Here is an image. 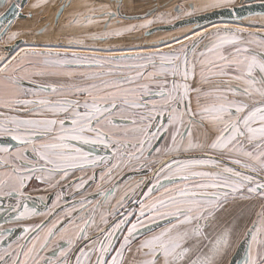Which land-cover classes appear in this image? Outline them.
<instances>
[{"label":"snow or ice","instance_id":"obj_1","mask_svg":"<svg viewBox=\"0 0 264 264\" xmlns=\"http://www.w3.org/2000/svg\"><path fill=\"white\" fill-rule=\"evenodd\" d=\"M230 2L231 0H211L203 5V9L224 8ZM38 6L39 4L33 5V7ZM67 6L62 3L57 8V18ZM21 7L20 3L10 5V9ZM84 7L85 11L73 13L72 19L68 21V26L84 29V33L79 38L70 39L66 46L21 49L24 56L21 57L20 53H16L11 59L0 56V109L5 110L0 112V135L10 136L12 140L22 145L31 146V151L44 162L39 169L33 164L31 171H44L48 176L63 173L61 178H64L70 169H82L89 164L95 166L98 162L91 158L90 153L77 147L73 142L82 145L103 144L106 148L114 145L113 156L123 155L120 150L127 148L129 142L115 139L105 126H116L113 114L117 111L144 108L147 111L140 115L139 123L135 119L131 120V123L136 125L133 132L143 134V138L138 141L139 151L143 154L145 144L151 147L152 141L158 139L155 132L150 134L148 131L152 125L144 122L155 118L153 112L157 115H161L162 112L156 101L144 99L151 94L148 85L137 84V81L141 77L158 81L159 91L154 94L161 97L165 108L171 109L169 124L184 126V131L177 128V131L172 133V144L166 146L164 151L188 152L207 148L220 152L221 155L227 153L233 164L238 165L240 169L259 174L262 178L257 180L253 175H246L235 168L222 165L218 159L211 156L207 159L162 163L156 172L157 177L162 176L164 180L173 183L179 179L184 182V186L165 187L158 178L143 195L146 198L150 197L154 189L163 187L162 195L148 203L140 201V211L134 222H129L128 216L132 215L129 212L127 216L111 225L110 230L101 229L100 234L103 235V239L99 241V246L97 247L96 242H93L91 247L80 248L76 264H124L125 249L131 251V243L140 229H145L151 234H146L138 245L137 251L147 257L139 264H182L191 251V248L185 246L187 242L204 235L203 230L207 227L208 221L214 218L215 212L227 202L229 196L234 198L236 194H241L242 199H248L250 197L242 195L243 190L246 189L249 194H258L264 199V37L247 32L244 28L233 31L227 26L221 29L213 25L216 29L215 36L210 38L209 44L203 45L202 51L199 50L200 42L204 39L205 33L198 32L192 37L185 36L190 44H182L179 51L165 53L153 48L147 51L141 49L130 55L123 53L114 55L111 48H96L94 45L103 43L111 37H121L125 33L147 29L153 23L162 22L161 18L145 20L139 25L112 29L110 22L117 20L118 11L113 12L103 6L100 10L86 5ZM191 14V12L185 13V15ZM10 15L19 16V11L10 10ZM0 17H3L0 20V33H4L11 20H7L5 14H0ZM101 24L103 25L101 31H90L92 27ZM257 31H264V25L259 26ZM245 34L250 38L245 40ZM17 35L18 33H12L8 38L15 40ZM209 35L211 37V34ZM173 39L176 43H181L178 38ZM89 41L92 43L89 44ZM253 45L255 48L252 47ZM165 46L171 48V45ZM228 48L231 50L227 51ZM84 52L92 54H82ZM100 52L107 55L96 54ZM28 56L40 59L28 60ZM128 60L136 63L123 65L119 63ZM114 62L117 68H135L137 70L135 76L121 74L116 79H103L105 76L113 75L111 69ZM197 65H199L198 80ZM106 66L108 71H91V69H104ZM31 67L36 70L29 71ZM148 68L152 71L147 72ZM33 76L55 78L57 82L37 84L32 79ZM168 77H171L170 87ZM77 79L80 83L76 82ZM25 80L34 87L26 89ZM190 81L197 86L193 87ZM209 83L212 87L208 90L199 86ZM134 84L137 86L130 87ZM192 93H195L197 101L195 113L191 108ZM50 95H55L57 98H46ZM28 96L36 98H26ZM78 96L87 98L83 102L73 98ZM201 98L211 102L201 104ZM6 112L27 113L29 118L6 115ZM195 116H199V121L194 119ZM185 117H188L187 123ZM121 118L125 119V117ZM204 122L215 128L216 134L210 142H196L192 138V125L199 124L203 127ZM185 136H187L186 144ZM131 147L136 148L137 144L133 143ZM27 150L28 148L25 147L24 151ZM160 151V148L156 149L157 153ZM21 158L27 160L26 156H17V159ZM130 158L140 159L133 154H130ZM100 159L106 164L110 163L108 158ZM116 166L113 165L108 169L109 179ZM205 168L213 170H202ZM28 178L23 175L8 176V179H18L21 187ZM6 183L7 179H0V185ZM85 183L87 181L82 179L78 187H83ZM140 183L142 184L143 181ZM139 186L140 184H137V187ZM98 194L104 195L105 200L108 199L109 194L99 192V186ZM124 199L125 197L122 196L117 203L122 205ZM102 204L103 202L98 201L93 207V212ZM74 211L76 210H70L66 215L71 217ZM116 211L117 209L113 207L112 212L102 214V223L108 225L106 216H114ZM26 214H29L27 208L20 215L23 217ZM259 217L258 224L247 233L251 236V240L244 264H264V213L259 214ZM159 220H165L167 224L159 231H152L150 226L157 224ZM94 222L90 215L88 219L83 220V224L75 232V238L65 241L68 247L60 251V256L64 259L58 260L56 264H69L68 252L76 240L91 239L87 227ZM59 223L60 221H57L48 229L43 240L38 236L33 237L31 246L26 250L25 245L18 244L11 264H29L30 260L32 264H53L51 258L39 254L41 250L48 248V240ZM68 223L72 221L69 220ZM125 225L128 226L127 232L123 233V240L119 242L118 248H113L115 243L113 237L118 231L123 232ZM39 228L40 225L35 228H24L23 239L27 240V234ZM204 238L207 239L206 236ZM61 239L63 240L64 237L61 236ZM209 243L211 246L207 253L197 255L188 264H225V257L228 256L231 247L230 231L224 229ZM56 247L60 248L59 242ZM112 252L115 254L108 259L107 256ZM92 253H96L94 262L90 259ZM21 254L23 259H20ZM12 255L11 252L5 251L4 255H0V264H8L5 257Z\"/></svg>","mask_w":264,"mask_h":264},{"label":"flooded vegetation","instance_id":"obj_2","mask_svg":"<svg viewBox=\"0 0 264 264\" xmlns=\"http://www.w3.org/2000/svg\"><path fill=\"white\" fill-rule=\"evenodd\" d=\"M5 1L7 4L14 2L13 0ZM30 1L31 0H27L26 3ZM76 1L77 0H72L71 4H75ZM116 1L118 0L112 1L115 6ZM91 2H94L97 5L105 3L110 5L108 0H89V7L92 6ZM81 8H83V5ZM199 29L201 30L197 31ZM199 29L194 30L192 34H186L185 36L190 37L193 36L194 33L203 32L204 30V28ZM257 29L258 28L256 27H249L246 30L247 32H253L260 37H264V31L258 32ZM215 33L216 31L213 32L211 37H206L205 35L204 39L200 42V51L203 50V45L209 44L210 38H214ZM249 38L250 37H248L246 34L244 35L245 40ZM186 40L187 39L184 37V40L181 41V43H185ZM89 43L91 42L89 41ZM189 44L190 41H188L186 45ZM252 47L255 48V45ZM230 50V48L227 49V51ZM89 54L92 53L89 52ZM198 69L199 65H197V70ZM103 71H108L107 66ZM198 73L199 72H197V80L199 79ZM26 85L34 87L32 84L24 83V86ZM199 86L204 90H208L212 87V84H202ZM156 97L159 96L151 95L149 98ZM231 98V95H229V99ZM237 99H240V97H237ZM186 103L187 101H185V104ZM201 104H205V100L203 98H201ZM181 110H183V107ZM140 115V113H133L132 119L138 121ZM184 119L185 123H187V117ZM144 123L152 125L148 131L150 134L155 132L158 139L152 141L151 147H149V145L146 143L143 154H141L139 151L138 146V141L143 138V134H136L133 132V129L136 127V125L124 127V125L117 124L116 126L109 128L113 130L111 133L114 135L115 139H118L121 142H129V146L127 148L120 150L123 155L113 156L114 145L107 148L103 144L89 146L86 145L84 151L90 153L91 158L96 159L98 162L95 166L89 164L85 165L82 169H70L68 171V175L64 178H61L63 173H57L52 176H48V174L44 171L29 170L31 169L29 167L33 164L37 165V168L39 169L42 164L34 162L35 158H39L32 151H27L24 154V156L27 157V160L22 158L17 159L18 155H16L14 151L15 149L12 147V143L4 142L3 136L0 135V149H7V151H0V179H7L6 184L0 185V237H2L0 238V255H4L5 251L11 252L13 254L11 257H5V259L8 261V264H11L12 259L15 258V252L17 250L18 244L25 245L26 250L27 247H30L33 237L38 236L41 238L45 231L57 221H60V223L57 224L55 229H53L54 236H57V234L59 235L60 230L67 224H70L68 221L71 220L72 222L75 221V224H77L74 228V233H71L75 237V232L78 230V227L82 225L83 220L88 219V216L90 215L95 221L87 227V233L91 239L76 240L75 244L67 255L69 264H76V257L79 255L80 248L91 247L93 242H96L97 247L99 246V241L103 239V235L100 234L101 229L107 228L110 230L111 225H113L115 222H118V220L122 219L124 216H127L129 212H131L132 215L128 216V220L129 222H134L137 218V214L140 211V201L143 200L148 203L162 195L164 191L163 187H160L158 190L154 189L150 197L146 198L143 195L150 187H152L158 178L161 181V185L165 187L184 186V182L180 181L179 179H176L173 183L164 180L162 176L157 177L156 172L159 170L162 163L172 164L174 160L184 161L189 159H207L211 156L218 159L222 165L235 168L238 171L244 172L246 175H253L257 180L262 178L259 174L240 169L238 165L232 163V160L227 153L221 155L220 152H214L209 149L206 150V148L203 150H193L188 152L183 150L180 152H166L164 151L166 146L172 144V133L177 131V128H179L180 131H184V126L180 124H169V116L162 119L157 116L153 120L145 121ZM191 131L194 141L200 143H205L206 141L210 142V132L207 129H202L199 126H196V129ZM215 134L216 129L214 128L212 138H214ZM177 139H179V136ZM184 142L185 144L187 143V136H185ZM133 143L137 144L136 148L131 147V144ZM246 147H248L247 144ZM157 148L161 149L159 153L156 152ZM21 150L23 153L25 152L24 146L23 149L21 148ZM130 154L139 156L140 159L137 160L130 158ZM100 158H108L110 163L106 164ZM241 159L243 158L241 157ZM5 161L7 163H4ZM113 165L117 166L113 168L111 179H109L107 176L108 169ZM14 169H19V171H14ZM202 170L211 171L213 169L205 168ZM9 174L14 177L23 175L29 178L24 181V185L21 187L18 179H8ZM89 177H92V179H89ZM82 179L86 180L87 183H85L83 187H78ZM141 181H143L142 184L140 183ZM166 182L170 183L168 185H164ZM137 184H140V186L137 187ZM98 186L99 192H107L109 194L107 200H105L104 195L98 194ZM125 193H127L126 196ZM242 194H244V190ZM122 196H124L125 199L123 204L120 205L117 202ZM98 201L103 202V204L95 212H93V207ZM113 207H115L117 211L114 216H106V219L109 223L108 225H105L101 221V215L112 212ZM25 208H27L29 211L36 210L37 217L31 219L30 217L33 216V214H26L25 216L21 217L20 214L25 211ZM73 209L76 211L73 212L71 217H68L66 213ZM81 217H83V219H81ZM54 218H56V220L49 224V222ZM145 222L147 223V221ZM160 222L167 223L165 220H159L157 223ZM37 225H40V228L35 232L28 233L27 240L23 239L25 235L23 231L24 228H35ZM127 226L128 225L124 226L123 232L118 231L116 236L113 237L115 241L113 248L119 247V242L123 240V233L127 232ZM195 240L196 239H194V241ZM137 248L138 246L136 249ZM194 248L195 247H191L189 254L196 255L200 251V248H198L196 251ZM126 252H128L127 248L125 249L124 257ZM57 254H59V252L56 254L53 252V258ZM114 254V252L110 253L107 258L111 259V255ZM23 258V254H21L20 259ZM90 259L94 262L96 260V253H92Z\"/></svg>","mask_w":264,"mask_h":264},{"label":"rangeland","instance_id":"obj_3","mask_svg":"<svg viewBox=\"0 0 264 264\" xmlns=\"http://www.w3.org/2000/svg\"><path fill=\"white\" fill-rule=\"evenodd\" d=\"M59 0H45L42 2V0H31L30 2L26 3V5L21 9L19 16H16L12 21L11 24L8 26L7 31L4 33H1V39H0V56H7L9 59H11L12 56L16 55V53H20V56L23 57L24 53L21 52V49H30V48H39L43 49L46 46H52V47H64L68 44V41L73 38H79L80 36L83 35L84 29L78 28L76 26H68V21L72 19V14L73 13H78V12H83L86 10L84 6H88L89 1L86 2V4L83 5V8L79 6L77 1L75 4H69L65 10H63L62 15L59 17V19H56L55 11H56V6ZM126 1H132V0H126ZM135 1V0H134ZM138 2V0H136ZM146 2L147 0H142ZM140 2L137 4V7H128V6H121V12L117 18V20H113L110 22V28L116 29V28H122L126 27L128 25H139L143 23L145 20H156L158 17L161 18L162 22H157L153 23L149 27L160 24V23H170L174 20H176V17L179 16L185 17L188 15H185L187 12H191L192 14L196 12H201L203 11V5L206 4V1H202L201 3L199 2L200 0H172L171 3L169 4H164L167 2L166 0H151V2H154L153 4L150 5H145L143 2ZM211 2V0H209ZM208 2V3H209ZM239 0H231V2L228 5H234L238 3ZM92 3V2H91ZM125 3V0H124ZM123 3V4H124ZM34 4H39L38 7H33ZM194 4V5H193ZM105 7L108 10H111L115 12V6L113 5H107L105 4H95L94 2L92 3L91 8H95L97 10H100L101 7ZM191 6V7H189ZM89 7V6H88ZM4 6L0 5V10H2ZM210 9V8H209ZM131 15H139L140 17L136 18V20H132L130 17ZM124 17H128L130 19H122ZM253 19V20H250ZM225 24V23H224ZM264 25V16H252L249 17L243 21H237V22H230L226 25H220L219 27L223 29L225 26L228 28L232 29L235 31L237 28H259V26ZM203 32L205 33L206 37H209L213 35V32L216 31V29L212 26H204ZM103 29V25H97L94 26L90 29V31L94 32H99ZM148 29V28H147ZM147 29H138L137 31H133L131 33H125L121 37H111L110 39L106 40L103 43H96L94 47L96 48H111L112 54L114 55H119L121 53L125 55H130V54H135L137 51L143 49L145 51L151 50L153 48L158 49L161 52H170V51H179L181 48V45H186L189 40H186L185 43H177L173 44L176 42L175 39L173 38H178L179 40L184 39L185 35H190L193 33L194 30L190 26L188 27H182L178 28L176 30L172 31H163V32H154L152 34H147ZM201 30V29H200ZM212 32V33H211ZM12 33H18L16 36V39L19 37H22L24 40L23 42L16 48L15 51L12 53H9L5 51L4 45L12 43L14 40H9V36ZM192 37V36H190ZM89 43V42H88ZM92 43V42H91ZM89 43V44H91ZM171 45V48L166 47L165 45ZM177 49V50H176ZM82 54H89V52H84ZM97 55H107V53H96ZM28 60H39V57H27ZM120 64H133L136 63V61H120ZM105 69V68H104ZM104 69H91V71H103ZM36 69L34 67L29 68V71H35ZM84 71H88V69H83ZM113 75L112 76H105L103 79L111 80V79H116L118 78L121 74H127L131 76H135L136 69L135 68H126V67H120L117 68L115 66V62L112 66L111 69ZM147 72H151L152 69L148 68L146 70ZM199 72V69L197 70ZM33 80L36 81L37 84H46V83H53L57 82L55 81V78H49V77H41V76H33ZM169 80V87L171 86L170 81L171 77L167 78ZM179 81V78H177ZM77 83H80L79 79L76 81ZM95 83H99V81H94ZM24 83H28L27 80H25ZM193 87H196L197 84L194 82H191ZM30 84V83H28ZM137 84H147L149 88V92L151 93L148 96H145V100H154L157 102L158 107L161 109L162 114L157 115L155 112H153V116L155 117H160L161 119L164 117L169 116V113L171 111L170 108H165L164 103L161 100V97H156V98H149L151 95H155L154 93L159 91V82L151 79H147L146 77H141L138 81ZM137 85H131L130 87H136ZM26 89L27 88H33L30 87L29 85L24 86ZM26 98L33 99L36 97L33 96H28ZM46 98L48 99H55L57 98L55 95H50L47 96ZM74 99H79L81 102L84 101L87 97L85 96H78V97H73ZM205 103H210V101H206ZM174 106V105H173ZM150 107V106H149ZM191 108L193 113L197 111V101H196V95L195 93L191 94ZM135 109V110H133ZM182 109V107H181ZM147 109L144 108H132V109H127L123 112H115L113 114L114 116V121L115 125H124V127L127 126H133L131 123L132 119V114L133 113H144ZM83 111V109H81ZM0 112H5V110L0 109ZM6 115H19L24 118H29V114L27 113H12V112H6ZM121 117H125V119H122ZM34 118V117H33ZM140 118V116H139ZM188 119V117H187ZM194 119L199 121V116H195ZM139 122V120L137 121ZM67 126V122H66ZM196 126L201 127L199 124H194L192 125L191 130H195ZM109 127L112 126H105L106 130L109 132H112ZM202 129H207L210 132V138L212 139L213 137V127L209 125L207 122L203 123ZM4 138V142L7 143H12V147L15 149L16 155H22L29 151L31 152V146H27L28 149L26 152H22L21 148L25 149V145H22L18 143L17 141H14L11 139L10 136L7 135H2ZM208 142V141H206ZM77 145V147H80L84 150L86 145L79 144L77 142H73ZM89 146V145H87ZM206 150H208L206 148ZM34 159V158H33ZM34 162L40 163L43 165V161L35 158ZM32 168V165L29 167ZM28 168V169H29ZM30 170V169H29ZM29 214H33L30 218H36L37 217V211L36 210H30ZM56 218L52 219L49 224L53 223ZM77 224H75V221H73L70 224H67L65 227H63L59 235L54 236V234L49 238L48 240V248L45 250H41L40 256L45 258H51L53 261V264H56V262L62 261L64 257L60 256V251L62 248H67L68 245L65 243L66 240L68 239H74L75 237L71 234L74 233V228ZM48 230L45 231L44 235L40 238L43 240V237L47 233ZM61 236L64 237V239H61ZM59 242L60 248L56 247V244ZM75 244V243H74ZM31 246V245H30ZM38 246V245H37ZM57 254L54 258L52 254ZM39 259V257L37 258ZM55 261H54V260ZM29 264H32V261H30Z\"/></svg>","mask_w":264,"mask_h":264},{"label":"crops","instance_id":"obj_4","mask_svg":"<svg viewBox=\"0 0 264 264\" xmlns=\"http://www.w3.org/2000/svg\"><path fill=\"white\" fill-rule=\"evenodd\" d=\"M169 183L166 182L164 185H168ZM242 195L250 198L242 199L241 194H236L234 198L229 196L227 202L223 203L222 207L215 212L214 218L208 221L207 227L203 230L204 235L199 239L193 238L187 242L186 247H195V251L200 248V251L196 255L194 254L195 256L188 253L182 264H188L197 255L207 253L208 248L211 246L209 241L214 239L224 229L230 231L231 241L229 254L225 257V264H244V261L247 259L249 241L251 240V236L247 235V233L253 229L255 224H258L259 214L264 213V199L258 194H249L246 189H244V194ZM166 224L165 222H160L154 226L151 225L150 228L152 231H159ZM146 234L151 233L145 229H140L139 234L131 243V251L128 250L125 253L124 264H139L140 261L146 259L136 249ZM194 239L196 240L194 241Z\"/></svg>","mask_w":264,"mask_h":264},{"label":"water","instance_id":"obj_5","mask_svg":"<svg viewBox=\"0 0 264 264\" xmlns=\"http://www.w3.org/2000/svg\"><path fill=\"white\" fill-rule=\"evenodd\" d=\"M14 2L7 4L5 0H0V5L4 8L0 10V14H5L7 16V20H13L16 16L10 15L11 11H21V9L26 5L27 0H13ZM113 0H108L110 2V5H113ZM126 1V0H125ZM142 0H138V3H140ZM167 1V0H166ZM172 0H168L164 4L171 3ZM202 1L206 0H200ZM72 0H59L56 6L57 8L60 7V5L63 4H71ZM145 5L153 4L154 2H151V0H147L146 2L142 1ZM209 0L206 1L208 3ZM16 3H20L22 7L20 9H10V5H14ZM124 0H118L116 1V8L115 12L118 11L120 14L121 12V6L123 5ZM240 3V4H239ZM194 5V4H193ZM119 6V7H117ZM66 8V7H65ZM65 8L63 10H65ZM119 8V9H117ZM63 13V11H62ZM62 13L59 14L57 18V13L55 11L56 19L58 20L59 17L62 15ZM252 16H264V0H239L238 5H227L224 8H210L207 10H203L201 12H196L194 14L181 17L179 19H176L170 23H160L153 25L147 29V34H152L154 32H163V31H172L176 30L178 28L182 27H188L190 26L192 29H199L204 26H208V24L211 23H217V22H237V21H243L249 17ZM132 20H136V18L140 17L139 15H131L128 16ZM3 17H0V20H2ZM253 20V19H250ZM7 22L6 20L4 21ZM0 39H1V33H0ZM23 38L19 37L15 39L12 43L4 45L5 51L12 53L16 50V48L23 42Z\"/></svg>","mask_w":264,"mask_h":264},{"label":"bare ground","instance_id":"obj_6","mask_svg":"<svg viewBox=\"0 0 264 264\" xmlns=\"http://www.w3.org/2000/svg\"><path fill=\"white\" fill-rule=\"evenodd\" d=\"M87 1H89V0H77V3L79 4V6L81 7L82 5H84ZM137 4H138V2L135 0H132V1H125V3L122 5V6H128V7H137ZM237 5H238V3H236ZM240 4V3H239ZM108 5V4H107ZM139 5V4H138ZM111 6V5H110ZM225 23V24H224ZM228 23H230V22H217V23H211V24H208L209 25V27H212L213 25H226V24H228ZM197 31H200V29L199 30H197ZM197 31H195V32H197ZM184 39H181L180 41H183ZM173 44H177L176 42H174Z\"/></svg>","mask_w":264,"mask_h":264}]
</instances>
